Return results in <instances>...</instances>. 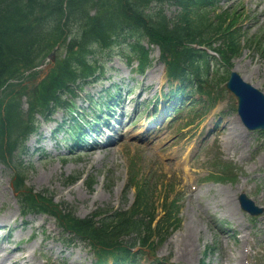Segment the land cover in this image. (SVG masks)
Returning a JSON list of instances; mask_svg holds the SVG:
<instances>
[{"label": "rangeland", "instance_id": "obj_1", "mask_svg": "<svg viewBox=\"0 0 264 264\" xmlns=\"http://www.w3.org/2000/svg\"><path fill=\"white\" fill-rule=\"evenodd\" d=\"M219 7H233L245 36L253 41L261 38L264 45V0H221ZM174 11L173 6L166 9L168 15ZM128 49L125 45H115L111 50L113 55L105 60L104 78L107 79L102 77L98 85L87 88L90 95H97L114 83L123 93L129 91L127 99L122 97L117 108V113L126 112L125 120L134 114L131 109L138 105V119L121 132L119 141L104 148L94 146L88 151L66 152L68 143L64 148L62 144L61 150L55 149L56 140L45 139L54 129V121L61 118L56 113L54 121L42 123L38 134L31 136L26 144L27 153L21 157L25 165L24 185L13 181L11 172L0 163V225L14 228L10 242H0V264H16V260L17 264H47L46 259L48 264H91L90 246L77 241L64 246L52 217L22 215L16 188L20 192L27 187L38 192L46 190L55 202L70 205L83 218L96 208L128 209L134 202L136 189L127 190L129 172L136 176L137 186L141 183L151 191L152 203L160 205L163 197L178 200V224L158 247L156 258L169 264H200L201 260L208 264H243V256H238V251L246 246L251 250L253 263L264 264V214L257 220H249L235 203L230 207V202L224 199L226 190L232 192V198L245 192L258 206L264 207V139L261 142L259 134L240 126L235 100L228 93L220 95V100L211 108L195 98L197 102L193 104L180 105L170 123L157 124L165 112L162 106L174 101L173 97L164 96L170 89L165 66L159 60L158 49L151 48L150 63L139 73L137 62L127 65L123 57ZM96 52L102 55V51ZM230 69L264 92V62L256 49L245 47L231 62ZM37 70L40 73L29 82L33 90L49 74L48 69ZM155 95L157 111L145 125L156 121L158 130L146 133L143 124L152 110L144 103ZM23 98L22 108L27 111V97ZM76 106H80L79 100ZM82 107H86L84 102ZM138 129L140 132L135 133ZM119 132L113 133L115 138ZM62 133L61 130L54 137L59 140ZM135 135L152 141H140ZM157 138H161L158 144L151 146ZM100 141L104 143L105 139ZM216 156L231 167L227 174L235 176L233 183L221 187L207 181L209 174L219 170L214 162ZM172 157L177 160L172 161ZM185 160H190L192 165L193 173L189 175H184L175 163ZM69 176L79 178L64 185V178ZM90 180L94 183L91 188L87 186ZM5 233L0 232L1 240ZM208 245L214 246L215 251L204 259L203 251ZM33 248L37 250L36 258H25ZM2 256L6 259L2 260Z\"/></svg>", "mask_w": 264, "mask_h": 264}, {"label": "trees", "instance_id": "obj_2", "mask_svg": "<svg viewBox=\"0 0 264 264\" xmlns=\"http://www.w3.org/2000/svg\"><path fill=\"white\" fill-rule=\"evenodd\" d=\"M218 1L0 0V162L16 169L20 181L23 167L15 157L37 129L35 114L47 119L58 107L69 110V102L63 98L65 92L73 94L103 72L104 65L89 58L94 46L107 50L121 39L143 66L149 62L145 41L159 47L160 59L166 63L170 77L204 86L213 58L193 45L215 49L227 59L242 49L243 35L236 10L222 9ZM170 6L175 11L168 15L166 9ZM67 36L68 54L61 60L58 56L49 74L33 90L29 82L38 76L35 68ZM258 43L247 41L250 45ZM24 96L28 99L27 111L21 108ZM75 178L69 177L66 182ZM89 182L92 184L93 180ZM43 196L31 190L20 193L22 211L32 209L54 216L64 232L75 233L97 248L98 262L107 254L125 258L121 254L129 252L123 235L134 228L137 234L145 226L142 220L130 222L122 213L103 214L101 223L94 227L90 217H75L63 203H52L51 197ZM145 208L148 209L147 203ZM99 214L102 212L94 216Z\"/></svg>", "mask_w": 264, "mask_h": 264}, {"label": "water", "instance_id": "obj_3", "mask_svg": "<svg viewBox=\"0 0 264 264\" xmlns=\"http://www.w3.org/2000/svg\"><path fill=\"white\" fill-rule=\"evenodd\" d=\"M226 87L238 98V112L247 126L264 129V95L231 74ZM249 126V127H250Z\"/></svg>", "mask_w": 264, "mask_h": 264}, {"label": "bare ground", "instance_id": "obj_4", "mask_svg": "<svg viewBox=\"0 0 264 264\" xmlns=\"http://www.w3.org/2000/svg\"><path fill=\"white\" fill-rule=\"evenodd\" d=\"M1 259H2V260H5L6 257H5V256H2ZM16 261H17V260H16ZM16 261H15V263H17Z\"/></svg>", "mask_w": 264, "mask_h": 264}]
</instances>
